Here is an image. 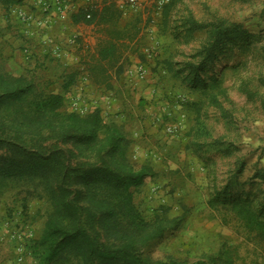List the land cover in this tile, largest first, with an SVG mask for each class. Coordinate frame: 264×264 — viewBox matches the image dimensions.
Listing matches in <instances>:
<instances>
[{"label":"rangeland","instance_id":"1","mask_svg":"<svg viewBox=\"0 0 264 264\" xmlns=\"http://www.w3.org/2000/svg\"><path fill=\"white\" fill-rule=\"evenodd\" d=\"M232 25L245 38L208 55ZM25 86L24 102L1 98ZM50 95L58 114L41 121ZM68 114L98 116L95 142ZM109 136L122 153L105 156ZM0 140V165L14 146L151 174L128 189L137 227L75 185L99 242H131L150 264H264V0H0ZM46 181L0 176V264H79L69 250L42 261L56 219Z\"/></svg>","mask_w":264,"mask_h":264},{"label":"trees","instance_id":"2","mask_svg":"<svg viewBox=\"0 0 264 264\" xmlns=\"http://www.w3.org/2000/svg\"><path fill=\"white\" fill-rule=\"evenodd\" d=\"M7 2L14 4L20 0H7ZM213 33L215 37L210 42L208 55H213L218 51L223 52L230 41L234 42L235 39H243L246 36L245 32L235 25L224 28L219 26L218 29L213 30ZM105 54H102L104 58L108 56ZM197 68L193 65L189 66V70L195 72ZM70 83V81L66 82L68 85ZM31 91L29 86L11 88L7 89L1 98L10 103H21ZM58 98L50 95L45 102L35 103L40 105L44 112L41 121H51L58 114L56 112ZM63 118L83 123V130L78 136V141L87 144L95 142L97 131L101 127L97 115L87 120H81L75 114H68ZM3 144L4 140H0V146ZM13 147L10 150L17 152L13 157H7L4 164L0 165V176L46 179L48 191L53 193L55 200L54 218L56 219L49 221V228L43 235V241L48 242V248L42 254L44 263H52L58 259L61 252L69 250L78 257L79 264H150L141 257L131 242L107 245L99 242L88 232V227L94 220L93 208L87 199L85 200L87 193L75 187V185H86L89 186L88 191L93 190L92 186L100 188L106 193L112 205L108 213L112 216L122 215L130 225L137 227L141 222L132 205V192L128 189L131 185L141 184L148 175H151L149 172L144 168L135 172L115 171L106 164L89 163L69 166L65 165L59 150L43 154L32 150L24 152L18 147ZM106 147L108 151L105 156L111 157L123 152L115 136L108 137Z\"/></svg>","mask_w":264,"mask_h":264},{"label":"built area","instance_id":"3","mask_svg":"<svg viewBox=\"0 0 264 264\" xmlns=\"http://www.w3.org/2000/svg\"><path fill=\"white\" fill-rule=\"evenodd\" d=\"M132 6L136 5L139 0H127ZM89 17V15H87Z\"/></svg>","mask_w":264,"mask_h":264},{"label":"crops","instance_id":"4","mask_svg":"<svg viewBox=\"0 0 264 264\" xmlns=\"http://www.w3.org/2000/svg\"><path fill=\"white\" fill-rule=\"evenodd\" d=\"M54 14L56 15H58V16H61L62 15V12H60L57 8L56 9H54Z\"/></svg>","mask_w":264,"mask_h":264}]
</instances>
